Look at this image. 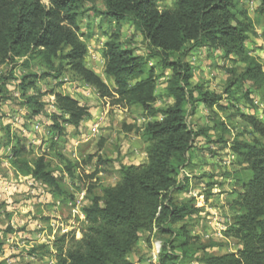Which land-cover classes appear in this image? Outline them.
<instances>
[{
  "label": "trees",
  "instance_id": "trees-1",
  "mask_svg": "<svg viewBox=\"0 0 264 264\" xmlns=\"http://www.w3.org/2000/svg\"><path fill=\"white\" fill-rule=\"evenodd\" d=\"M97 1L103 3V9L98 8ZM161 1L0 0V66H4V71H0V106L12 100L11 92L17 90L18 98L28 110L27 118L39 122L47 117L50 122L43 132L52 135L51 150L59 161V167L54 166L47 151L36 155L8 124L0 143L7 150L14 176L43 185L49 198L52 195L54 201L60 199L63 203L76 204L77 190H82L80 183L86 185L82 201L86 224L82 237L77 238L75 230L59 233L52 244H32L25 252L26 257H55L52 264H135L130 256L146 232L157 235L161 246L156 261L145 264H264L263 119L255 113L239 112L253 137L251 140L235 137L230 142L235 164L244 177L230 201L233 221L223 233L239 241L237 251L209 252L217 244L204 243L192 233L188 223L203 207L197 206L194 198H178L190 189L189 177L179 179V175L191 164L196 140L204 137L215 142L210 134L215 129L220 131L216 142L228 146L224 135L232 131L221 120L213 127L196 129L190 125L188 117L200 105L221 110L227 106L221 103L226 98L222 93L193 83L194 67L189 56L197 49L209 48L220 51L225 60L242 65L241 71L236 67L228 69L232 79L226 93L231 87L242 89L247 82L264 89L263 64L248 45L255 33V21L241 0H176L173 7L160 8ZM258 1L256 13L264 32V0ZM87 3L90 7L85 9ZM88 10L117 24L101 49L105 75L113 82L112 86L87 64L89 46L81 32L80 17ZM123 23L132 25L141 34L146 43L145 54L136 53L122 41ZM37 63L38 72L32 69ZM167 70L171 72L168 76ZM17 71L22 76L11 91L8 82ZM69 74L94 88L101 98H109L112 105L141 108L145 119L142 125L123 126L125 132H135L147 144L146 161L125 164L119 160L117 182L103 185L100 193L96 191L98 178L105 170L102 167L111 164L112 159L99 152L88 154L81 161L59 147L60 139L67 135V126L78 129L83 121L92 118V107L62 90ZM164 78L160 94L158 87ZM42 80L52 81L50 91L43 93L39 87ZM235 92L231 91V95ZM252 92L249 89L242 95L253 109L256 105L250 96ZM44 95L54 97L52 110L45 108L41 100ZM162 99H168L169 103L157 106ZM4 117L0 107V129L6 121ZM89 164L92 171L87 170ZM66 176L70 177L69 186L63 184ZM214 185L209 184L210 188ZM0 205L1 211L6 203ZM4 209L3 215L10 217ZM24 230L25 227H20L18 231ZM15 231L11 221L0 227V253L8 236ZM0 264L16 263L2 259ZM18 264L33 263L29 260Z\"/></svg>",
  "mask_w": 264,
  "mask_h": 264
},
{
  "label": "rangeland",
  "instance_id": "rangeland-1",
  "mask_svg": "<svg viewBox=\"0 0 264 264\" xmlns=\"http://www.w3.org/2000/svg\"><path fill=\"white\" fill-rule=\"evenodd\" d=\"M48 3V0H43ZM176 0H162L159 2L160 8L173 7ZM241 3L248 10V14L255 21V33L251 34V38L248 42L249 47L253 55L257 56L264 69V32L262 29V20H258L256 9L259 6L258 0H241ZM89 3L86 7H90ZM97 6L100 9L104 8L101 1H97ZM81 32L85 34L87 43L89 46V53L87 57V64L93 68L97 74H99L109 85L112 86L113 82L105 75V62L101 52L104 42L109 36L111 29H114L117 24L114 21H110L103 15L94 13L93 11H87L82 17H80ZM122 41L134 48L136 53H146V43L143 41L141 34L135 30V28L128 24H122ZM189 60L194 67V84H202L208 87L210 90L222 93L226 97L221 103L227 106L226 110H221L217 106L209 108L200 105L193 115L188 117L190 125L196 129L200 127H213L218 120L224 121L232 130L230 133H226L225 139L228 141V146L225 144L216 142L218 140V134L220 131L211 130L210 134L212 140L215 142H209L206 138L200 137L196 140L194 149L190 155L191 164L187 168L182 170L179 179L183 176L189 177L190 189L188 192L181 193L179 200H186L194 198L195 204L199 207H203V211L199 215H194L189 218L188 223L191 225V231L194 235H198L204 243H216V246L210 247L209 252L214 254H224L227 252L237 251L240 248V243L234 238H228L224 235L223 231L227 228V225L233 221L234 211L230 207V201L235 196V192L240 189V179L244 177L242 170L235 164L236 156L230 150V142L233 138L238 137L240 139L251 140L253 133L251 128L246 122L239 116V112L255 113L258 117L264 120V89H258V85L252 82H247L242 89L237 90L236 87H231L230 92L226 93L229 83L232 79V73L228 72V69L236 67L238 71H241L242 65L234 64L230 60H225L222 57L220 51L212 50L209 48H200L193 51ZM39 64H34L33 70L39 71ZM0 71H4V66H0ZM157 72L160 69L157 68ZM22 72L17 71L15 78L8 82V89L14 91L17 85V80L21 78ZM170 70H167V76L170 75ZM20 77V78H19ZM166 78L161 79L158 87V93H162L165 86ZM53 83L50 80H42L39 83V87L43 93L52 89ZM253 91L251 93L252 99L255 101V108H250L249 103L243 98V93L246 90ZM62 90L66 93L76 97L82 104H87L93 108V118L82 122L77 129L73 126H67V135L56 141H59V147L61 150L76 158H80L81 161L85 159L88 154L101 153L104 158L112 159V163L104 165L102 172L98 178L97 192H101L103 185H111L117 182V171L120 166L119 160L125 164H141L145 161V152L147 144L144 143L135 132H125L123 124L138 123L143 124L145 119L143 118L142 109L139 107H132L129 109H123L120 106L112 105L109 98H101L96 93V90L88 85H85L79 79L73 78L71 74L65 77V82ZM231 91L235 92L232 96ZM32 93V91H31ZM19 92L16 90L11 92L12 100L3 103L1 112L6 118L5 123L1 125L0 129V141L3 139L4 133H6V127L11 125L13 130L21 132V135L30 134L31 138H26L25 141L34 150L35 154H41L44 151L49 152L50 159L53 165L59 167V161L56 158L54 152L51 150L52 135L45 134V132H36L33 126L37 119L30 120L26 117L25 107L22 104V100L18 98ZM15 97V98H13ZM41 100L45 104V108L52 110V102L54 97L44 95ZM169 103L168 99H162L156 105L161 106ZM28 111V110H27ZM8 113V114H6ZM24 116V117H23ZM43 117V116H42ZM2 118V117H1ZM27 118V120H26ZM43 125V130L50 120L47 117L42 118L39 121ZM99 124L100 131L94 135L91 128ZM22 129V130H21ZM42 130V128H41ZM78 138L75 142L72 141L74 137ZM24 139V138H23ZM30 139V140H29ZM71 149L73 151H71ZM7 150L0 143V175L2 178L12 179L13 182L19 183L18 192H14L10 199L12 201L28 202L31 200L32 195L25 189L36 188L42 196L46 198L47 188L39 183H35L29 178L15 177L11 168L9 160L7 159ZM97 160V159H96ZM88 171L93 170L92 164L87 167ZM87 171V172H88ZM8 181V180H7ZM25 183H23V182ZM30 181L31 184L28 182ZM215 183L210 188L209 184ZM25 184V185H24ZM63 184L69 186L71 184L70 177L66 176L63 179ZM8 185V184H7ZM82 190H77L82 194H85L86 185L80 183ZM31 191V190H28ZM2 196H0V204L2 200L8 199L6 197L5 190H2ZM41 197V196H40ZM39 197V198H40ZM49 199V200H48ZM52 195L48 197L45 204H37L33 206L23 205L20 208L21 212L12 218L8 215H3L0 212V227H4L7 221L15 220L14 234L8 236L7 245L2 253H0V260L9 259L12 263H21L31 261L33 264H52L55 261V257H47L44 259H31L25 256L26 250L34 243H50L54 240V237L59 233L69 232L71 230L76 231V237H82V228L85 226L84 214L82 213V201L77 199L76 204L73 202L63 203L60 199L53 200ZM54 201V202H53ZM54 204H53V203ZM74 204V205H73ZM1 206V205H0ZM3 207V210H5ZM37 213L40 219V225L43 227L42 232L35 231L33 234L20 233L18 231L20 227H26L25 231L31 227L30 221L35 220L33 216L30 217L28 213ZM7 213V212H6ZM3 215V216H2ZM16 221L18 224H16ZM33 224V221H32ZM33 228V229H34ZM28 231V230H27ZM39 233V235H36ZM27 235V236H25ZM33 237V238H30ZM150 238V242L148 239ZM161 239L157 235L149 233H143L142 239L139 241L136 250L131 254V260L135 264H145L149 261H156L157 254L160 250ZM189 264H198L197 262H191Z\"/></svg>",
  "mask_w": 264,
  "mask_h": 264
},
{
  "label": "crops",
  "instance_id": "crops-1",
  "mask_svg": "<svg viewBox=\"0 0 264 264\" xmlns=\"http://www.w3.org/2000/svg\"><path fill=\"white\" fill-rule=\"evenodd\" d=\"M91 112H93V108L91 109ZM25 113H27V109H25ZM94 117V115L92 116V118ZM85 121H87V120H85ZM85 121H84V123H85ZM22 130V129H21ZM19 134L21 135V132H19ZM24 139H25V137L26 138H31V133L30 134H25V135H21ZM30 140V139H29ZM146 158H147V155H146V152H145V161H146ZM145 161H143V162H145ZM142 162V163H143ZM8 178H10V177H8ZM8 178H2L1 177V175H0V196H2V190H5V192H8V193H6V197L8 198V199H5V200H2L3 201V203L5 202L6 203V212H8V214H9V216L11 217L12 216V218L14 217V215L16 216L17 215V213L18 212H21L20 211V208L23 206V205H25V204H27L26 206H33V205H35V204H37V201H39V204H45L46 203V200H47V198L49 197L48 195H46V198L44 197L45 195H41V194H39V192L37 191L36 193H33L34 191H36L37 190V187L36 188H27V189H25V190H27V192L28 193H30L31 195H32V197H31V200H29L28 202H23V201H12V199H10V196H12V194L14 193V192H18V187L20 186V185H18L17 183H15V182H13L12 181V179L10 180V179H8ZM21 178V177H20ZM8 180V181H7ZM23 182V181H22ZM23 183H25V182H23ZM29 184H31L30 183V181L28 182ZM8 184V185H7ZM25 185V184H24ZM23 188V187H22ZM22 188H21V186H20V188L19 189H21L19 192H21L22 191ZM23 190H24V188H23ZM28 190H31V191H28ZM40 195H41V197H40ZM40 197V198H39ZM49 200V199H48ZM54 202V201H53ZM52 202V203H53ZM54 204V203H53ZM4 210L3 209H1V211L0 212H3ZM29 214H30V217H32L33 216V219H35V220H32L33 221V224H32V221H30V225L31 226H34L35 225V228L33 229L32 227H31V229H27L26 231L24 230L23 232H20L21 234L22 233H26V234H33L35 231H39V233L40 232H42L41 230H43V227H41V226H39L40 225V219L38 218V214L36 213H30V212H28ZM83 213V212H82ZM84 216V219H85V215H83ZM9 217V218H10ZM15 220L14 219H12L11 220V224L15 227L16 225H15ZM16 224H18V222L16 221ZM5 227V226H4ZM25 229H26V227H25ZM39 233H37L36 235H39ZM14 234V233H13ZM25 236H27V235H25ZM30 238H33V237H30Z\"/></svg>",
  "mask_w": 264,
  "mask_h": 264
},
{
  "label": "built area",
  "instance_id": "built-area-1",
  "mask_svg": "<svg viewBox=\"0 0 264 264\" xmlns=\"http://www.w3.org/2000/svg\"><path fill=\"white\" fill-rule=\"evenodd\" d=\"M33 128L35 129L34 131L36 132H41L43 131V125L40 123V122H36L33 126ZM42 128V130H41ZM91 131L94 135L98 134L99 131H100V127H99V124L96 123V125H94L92 128H91ZM84 199V192L81 194L80 193V196L78 197V201L80 202L81 200Z\"/></svg>",
  "mask_w": 264,
  "mask_h": 264
}]
</instances>
